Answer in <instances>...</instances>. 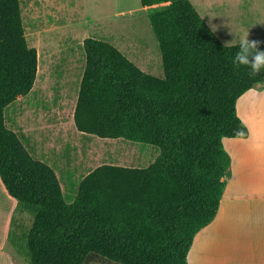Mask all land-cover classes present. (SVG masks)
Wrapping results in <instances>:
<instances>
[{
    "label": "trees",
    "instance_id": "obj_1",
    "mask_svg": "<svg viewBox=\"0 0 264 264\" xmlns=\"http://www.w3.org/2000/svg\"><path fill=\"white\" fill-rule=\"evenodd\" d=\"M139 1L165 77L87 38L73 119L82 134L152 145L160 156L149 168L97 167L68 203L55 170L7 126L5 111L31 94L39 61L20 0H0V180L33 216L30 264H188L195 236L216 218L231 167L223 139L248 138L236 104L264 84V71L234 65L237 46L224 45L190 0Z\"/></svg>",
    "mask_w": 264,
    "mask_h": 264
},
{
    "label": "rangeland",
    "instance_id": "obj_2",
    "mask_svg": "<svg viewBox=\"0 0 264 264\" xmlns=\"http://www.w3.org/2000/svg\"><path fill=\"white\" fill-rule=\"evenodd\" d=\"M232 1L231 15H246L243 10L247 8L248 15L264 13V0H244V9L238 0ZM20 3L28 45L38 53V76L31 94L5 111L8 128L20 136L36 159L55 170L68 203L74 202L79 182L97 167L109 164L149 168L160 156L156 147L82 134L71 120L86 65L83 44L87 38L105 41L143 72L160 79L165 77L148 19L149 10L139 0H20ZM252 90L262 91L264 84ZM260 108L261 111L250 115L256 127H264V103ZM231 143L225 142V150ZM1 195L0 204H4ZM16 210L14 216L21 230L10 235L14 244L9 242L8 248L16 264H30L25 236L32 227L33 216ZM93 264L115 263L95 258Z\"/></svg>",
    "mask_w": 264,
    "mask_h": 264
},
{
    "label": "crops",
    "instance_id": "obj_3",
    "mask_svg": "<svg viewBox=\"0 0 264 264\" xmlns=\"http://www.w3.org/2000/svg\"><path fill=\"white\" fill-rule=\"evenodd\" d=\"M190 1L224 45L235 46L229 44L234 33L245 29H249L250 41L264 40V13L248 15L247 8L243 10L246 15H231L232 0ZM237 2L243 4L244 0ZM208 14L213 17L205 16ZM251 90L236 104L238 117L246 123L249 136L223 139V147L226 141L232 142L225 150L231 157L230 175L226 178L216 218L194 238L187 259L191 264H264V127H256L251 122L253 116L250 117L254 111L262 110L264 90ZM0 194L6 205L0 204V264H16L8 246L9 242L13 243L10 235L21 230L19 220L17 222L14 216V211L20 209L1 180Z\"/></svg>",
    "mask_w": 264,
    "mask_h": 264
},
{
    "label": "clouds",
    "instance_id": "obj_4",
    "mask_svg": "<svg viewBox=\"0 0 264 264\" xmlns=\"http://www.w3.org/2000/svg\"><path fill=\"white\" fill-rule=\"evenodd\" d=\"M205 16L213 17L212 14ZM212 30L215 31V26H213ZM234 34L235 36L229 44L236 45L238 50L233 56L232 63L237 66L247 67L251 73L264 71V50L258 47L257 42L249 40V29ZM237 135L243 137L244 133L241 131Z\"/></svg>",
    "mask_w": 264,
    "mask_h": 264
}]
</instances>
